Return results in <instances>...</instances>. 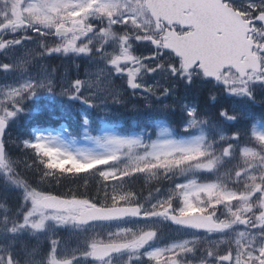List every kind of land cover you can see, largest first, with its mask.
<instances>
[{
  "label": "snow or ice",
  "instance_id": "snow-or-ice-1",
  "mask_svg": "<svg viewBox=\"0 0 264 264\" xmlns=\"http://www.w3.org/2000/svg\"><path fill=\"white\" fill-rule=\"evenodd\" d=\"M0 264H264V0H0Z\"/></svg>",
  "mask_w": 264,
  "mask_h": 264
},
{
  "label": "rangeland",
  "instance_id": "rangeland-1",
  "mask_svg": "<svg viewBox=\"0 0 264 264\" xmlns=\"http://www.w3.org/2000/svg\"><path fill=\"white\" fill-rule=\"evenodd\" d=\"M59 61H56V63H58ZM113 123L118 124L121 128V130H125V131H136L138 130V125L139 126H143L144 121L140 120V121H134L133 119H131L130 117H124L123 119H119V120H115L113 121ZM43 127H45L44 125H42ZM97 128L100 127L99 123L97 122L96 125ZM55 128H59V125L56 126ZM153 139L155 138V136L153 135L152 137Z\"/></svg>",
  "mask_w": 264,
  "mask_h": 264
},
{
  "label": "trees",
  "instance_id": "trees-1",
  "mask_svg": "<svg viewBox=\"0 0 264 264\" xmlns=\"http://www.w3.org/2000/svg\"><path fill=\"white\" fill-rule=\"evenodd\" d=\"M62 121H52L51 123H48L47 125H51V126H58ZM69 187L75 188L74 186H68V184L65 185V187L58 189L59 191H67V189Z\"/></svg>",
  "mask_w": 264,
  "mask_h": 264
},
{
  "label": "flooded vegetation",
  "instance_id": "flooded-vegetation-1",
  "mask_svg": "<svg viewBox=\"0 0 264 264\" xmlns=\"http://www.w3.org/2000/svg\"><path fill=\"white\" fill-rule=\"evenodd\" d=\"M68 186H74V185H70V184H68ZM165 231H167V230H165Z\"/></svg>",
  "mask_w": 264,
  "mask_h": 264
}]
</instances>
